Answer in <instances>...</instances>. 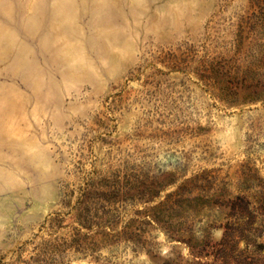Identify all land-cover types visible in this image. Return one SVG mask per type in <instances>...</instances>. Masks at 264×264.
Returning <instances> with one entry per match:
<instances>
[{"label":"rangeland","instance_id":"1","mask_svg":"<svg viewBox=\"0 0 264 264\" xmlns=\"http://www.w3.org/2000/svg\"><path fill=\"white\" fill-rule=\"evenodd\" d=\"M258 259L264 0H0V264Z\"/></svg>","mask_w":264,"mask_h":264},{"label":"trees","instance_id":"2","mask_svg":"<svg viewBox=\"0 0 264 264\" xmlns=\"http://www.w3.org/2000/svg\"><path fill=\"white\" fill-rule=\"evenodd\" d=\"M254 264H264V261L261 259H258Z\"/></svg>","mask_w":264,"mask_h":264},{"label":"bare ground","instance_id":"3","mask_svg":"<svg viewBox=\"0 0 264 264\" xmlns=\"http://www.w3.org/2000/svg\"><path fill=\"white\" fill-rule=\"evenodd\" d=\"M14 115V114H13Z\"/></svg>","mask_w":264,"mask_h":264}]
</instances>
